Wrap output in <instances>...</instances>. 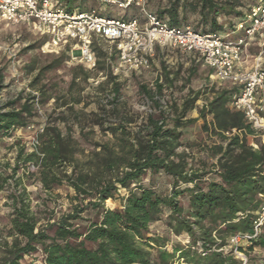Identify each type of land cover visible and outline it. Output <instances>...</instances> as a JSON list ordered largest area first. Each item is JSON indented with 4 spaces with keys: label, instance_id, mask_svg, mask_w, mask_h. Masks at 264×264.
Instances as JSON below:
<instances>
[{
    "label": "trees",
    "instance_id": "trees-1",
    "mask_svg": "<svg viewBox=\"0 0 264 264\" xmlns=\"http://www.w3.org/2000/svg\"><path fill=\"white\" fill-rule=\"evenodd\" d=\"M186 4V0H173L157 17L166 15L171 26L180 27ZM190 6L199 16L195 32L220 35L227 30L220 20L235 18L236 22L243 16L238 8L245 10L250 5L241 0H194ZM64 7L69 13L86 11L81 0H64ZM234 24L229 26L230 32ZM67 50L53 66L67 61ZM139 90L154 106L145 122L128 131L118 113L112 110L114 119L107 121L109 114L103 111L97 124L112 141L92 145L84 162L77 159L84 153L72 131L65 127L63 133L55 124L42 129L31 153L23 146L18 149L11 174L0 175V191L5 185L10 189V216L6 234L0 238V264H23L25 257L38 252L43 264H241L232 254L216 250L227 247L231 236L252 230V220L262 204L259 195L264 196V138L255 134L241 112L230 108L237 88L213 93L198 111L201 131L214 140L207 146L214 161L201 163L202 168L210 167L206 172L189 164L188 145L182 141L183 130L198 120L186 118L189 101L179 108L173 104L164 108L156 96L161 93L160 85L155 93L144 86ZM117 99L115 91L108 103ZM31 100L20 97L0 107V138L28 126L34 117ZM75 119L83 138V128ZM250 138L255 140L253 145ZM19 162L23 167H36L45 193L60 187L72 191L73 195H67V213L40 223L31 210L29 194L25 188L18 189L21 179L13 178ZM146 176L168 180L170 189L161 192L154 183L145 185ZM12 179L15 186L7 185ZM120 190L125 194L121 196ZM182 197L187 200L185 207L179 204ZM116 200L118 208L105 206ZM165 210L166 228L174 237L188 241L187 245H168L150 235V227L161 220ZM198 244L204 256L194 250ZM254 247L264 250L263 233L238 250L248 254Z\"/></svg>",
    "mask_w": 264,
    "mask_h": 264
},
{
    "label": "rangeland",
    "instance_id": "rangeland-1",
    "mask_svg": "<svg viewBox=\"0 0 264 264\" xmlns=\"http://www.w3.org/2000/svg\"><path fill=\"white\" fill-rule=\"evenodd\" d=\"M172 1L139 0L140 6L132 4L124 10L98 0H81V6L86 11H95L100 16L126 17L129 20L137 19L143 22L142 10L158 15L160 11L167 9ZM186 1L180 26H189L194 30L199 16L190 6L194 0ZM258 1L241 0L245 5H252ZM238 11L244 12V8H238ZM162 19L168 21L166 15ZM220 21H224L227 26L226 32L223 31L220 35L235 40L237 35H232L229 31V26L235 23V18ZM43 45V38L35 35L30 26H11L0 22V107L16 98L21 97L23 100L33 98L31 102L33 101L34 111V117L26 128L0 138V175L3 178L11 174L10 169L15 166L18 149L23 146L26 152L31 153L37 145L34 142L38 134L42 133V129L47 124H55L63 133L65 127L72 131L73 137L79 142L80 149L84 153L77 158L80 162L89 158L90 151L93 150L92 145L109 144L112 141L110 134L103 133L97 124L98 119L104 117L103 111L109 114V117H105L107 121L114 119L110 113L114 110L119 114L122 122L127 124L128 131L136 130L145 122L147 115L154 107L140 92V86L155 93L157 84L160 85L161 93L160 95L157 93L156 96L164 108L170 104L179 108L182 103L189 101L188 105H191V109L187 112L186 118L193 120L198 119L199 109L211 99L213 93L231 86L220 84L212 79L210 71L197 56L193 58L192 54L182 53L173 48H156L149 70L125 73L115 72L118 62L114 46L101 39L95 40L93 45L98 63L95 70H88L80 63L70 61L72 56H76V53L70 50L66 51L68 59L65 63L53 66L61 52L66 49L44 53ZM258 52L259 49L254 43L247 48L243 57L247 70L253 68ZM74 77L76 79L73 80ZM115 91L118 99L109 104L108 101L111 100ZM190 100L193 101L190 102ZM74 116L78 118L83 128V138L78 135L79 127L75 123ZM63 120L67 125L63 123ZM207 121H210V117H207ZM201 125L202 121L198 119L183 130L182 136V141L188 145L186 151L190 157L189 164L194 169H201L203 161L209 164L214 161L207 153V146L214 140L207 138L201 131ZM252 141L255 140L250 138L249 142L253 145ZM202 169L206 172L210 167ZM36 171L35 166L23 167L19 162V169L13 178L21 179L18 189L25 188L29 194L32 212L36 213L40 223L44 224L45 220H55L62 213L69 211L70 201L67 195L71 196L73 193L66 187L45 193L39 185ZM69 171V168L66 169V173ZM14 179L8 180L7 185L15 186ZM143 183L145 185L154 183L156 189L161 192H167L170 189L169 181L160 176L152 179L146 176ZM9 190L5 185V188L0 191V238L5 236L8 229ZM119 194L122 196L125 192L120 190ZM108 202L105 206L109 209L118 208L120 205L119 200ZM179 204L185 207L186 198L179 199ZM167 214L168 211L165 210L161 220L150 227V235L165 240L168 245L184 246L183 239L174 237L166 228L164 220ZM246 247L244 245L245 250ZM242 253L246 257V264H263L264 262V250L259 247L247 251L248 254ZM235 260L239 261L238 258ZM23 264H43L41 253L25 257Z\"/></svg>",
    "mask_w": 264,
    "mask_h": 264
},
{
    "label": "built area",
    "instance_id": "built-area-1",
    "mask_svg": "<svg viewBox=\"0 0 264 264\" xmlns=\"http://www.w3.org/2000/svg\"><path fill=\"white\" fill-rule=\"evenodd\" d=\"M124 10L139 0H98ZM143 22L137 19L107 18L89 10L69 13L64 0H0V22L11 26L27 25L35 35L45 39L44 53L68 49L76 53L70 61L80 63L88 70H95L97 59L93 50L95 40L101 39L114 46L117 56L115 72L133 73L151 67L156 48H173L197 56L211 71L210 77L220 84L237 88L230 108L241 112L255 134L264 138V0L246 7L242 18L234 24L235 40L219 34L197 33L189 26H171L168 21L142 10ZM254 43L257 53L253 68H241L247 48ZM37 144V142H34ZM34 147V145H33ZM252 220L248 234L229 238L228 246L216 250L232 254L241 264H246L244 254L238 250L243 243L253 241L264 231V196ZM184 245L188 241L182 242ZM205 254L199 244L194 248Z\"/></svg>",
    "mask_w": 264,
    "mask_h": 264
},
{
    "label": "crops",
    "instance_id": "crops-1",
    "mask_svg": "<svg viewBox=\"0 0 264 264\" xmlns=\"http://www.w3.org/2000/svg\"><path fill=\"white\" fill-rule=\"evenodd\" d=\"M245 64H244V59H243V62H242V64H241V68L242 69H244V70H247L246 68H245V66H244ZM209 70V69H208ZM210 71V70H209ZM210 74H211V71H210Z\"/></svg>",
    "mask_w": 264,
    "mask_h": 264
}]
</instances>
